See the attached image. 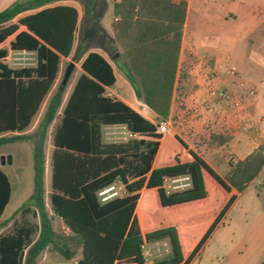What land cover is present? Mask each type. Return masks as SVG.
I'll list each match as a JSON object with an SVG mask.
<instances>
[{"label":"trees","instance_id":"1","mask_svg":"<svg viewBox=\"0 0 264 264\" xmlns=\"http://www.w3.org/2000/svg\"><path fill=\"white\" fill-rule=\"evenodd\" d=\"M57 1L62 0H19L0 12V45L22 26L26 30L15 35L10 50L36 55L34 67L9 68L2 61L7 51L0 50V147L31 143L34 172L32 195L0 225L20 216L10 232L0 235V264H35L49 246L70 261L73 254L56 242L53 218L61 220L80 244L77 264H146L144 246L164 238L169 240L171 254L152 264H188L190 249L195 244V253L202 248L234 201L231 191L241 193L262 170L264 143L245 159L229 163L225 179L190 150L191 161L182 162L181 152L187 145L181 139L157 133L156 124L122 101L104 96V89L114 86L115 76L101 55L90 52L80 64L82 73L61 118L52 127L50 216L45 207V142L65 86L61 81L52 89L61 58L73 52V61H78L87 44L79 31L78 12L72 7L46 8L5 25L23 12ZM186 1L122 0L114 4L116 37L125 50L115 63L135 97L165 122L176 80ZM93 3L84 0L86 11H92ZM45 101L36 128L24 134ZM111 125H124L141 138L105 144L101 127ZM9 133L13 135L5 136ZM178 177H188L190 188L168 193L165 180ZM115 182L123 185L125 195L102 202L99 192ZM10 196V182L0 169V219ZM196 235L202 236L198 242Z\"/></svg>","mask_w":264,"mask_h":264},{"label":"crops","instance_id":"2","mask_svg":"<svg viewBox=\"0 0 264 264\" xmlns=\"http://www.w3.org/2000/svg\"><path fill=\"white\" fill-rule=\"evenodd\" d=\"M16 1L19 0H0V12ZM121 1L94 0L90 8H94L93 13L95 15L98 14L95 27L98 42L94 46L88 45L91 40L86 34L84 25L87 29L91 18L87 12L85 16L86 22L82 27L83 31L85 30L83 36L87 47L78 62L80 61L81 64L90 52H96L101 55L111 65L115 76L114 86L106 87L104 96L110 95V99L122 101L150 123L158 126L162 120L135 97L133 89L115 63L116 58L120 60L121 56L118 52L120 40L117 39L115 31V23L118 18L114 15V4H118ZM83 3L84 1L81 3L78 0L57 1L37 10L23 12L5 26L16 24L19 19L33 15L40 10L58 6L76 9L78 12V23L80 24L83 16L80 15L79 10L85 8ZM186 4L187 9L182 28L176 79L181 66L186 63L192 88L189 91V97L185 100V109L178 108L176 110L173 106L172 97L169 118L166 122L168 126L171 124L173 109L176 111L180 122L174 127L173 133L169 137L173 138L176 136L187 145V150L182 149L180 159L182 162H190L189 150L201 157L195 145L188 141L191 129H193L191 130L193 131L191 136H194V133L200 131L205 124H211L219 132L233 128L235 132L229 143L230 153L236 158V161H241L264 143V0H187ZM98 8H103L100 14L98 13ZM106 25H110V32L106 31ZM25 30V27L20 26L13 36L0 45V50L7 51V55L2 61L9 68H13L9 65L13 55L31 56L27 59L34 60L33 64L21 68L35 66L36 55L34 52L10 50V42L14 40L15 35ZM72 54L73 52L70 55L71 57ZM67 58H61L60 69L62 61ZM80 64L78 67L79 75L82 73ZM232 69H235V72ZM240 81L245 84L247 90L253 91L254 95L252 98L243 100L238 109H227L223 102L209 95L211 90H226L228 93L235 95L239 91L238 84ZM66 100L60 105L56 114H60V118ZM45 106L40 108L39 114L34 118L31 127L24 134H31L34 131ZM36 118L35 126L34 121ZM103 129L114 130L116 134H127L130 137L128 140L121 142H104L102 137V141L105 144L125 143L131 139L141 138L137 134L128 132L124 125L102 126L101 132ZM9 134H5V136ZM183 155H186V160H183ZM209 167L222 179H225L230 173V167L224 177L219 173L218 164L209 165ZM115 185H120L119 189L122 192L119 195L111 193ZM164 188L168 193L180 192L190 188V180L188 177L168 179L164 182ZM106 190V193L99 195L102 202H106L116 196L125 195L124 187L119 182H115ZM244 191L241 193H237L235 190L231 191L230 195H234L235 199L218 224ZM104 198L105 200L103 201L102 199ZM216 216L207 225L204 233L212 225ZM59 221L62 223L61 220ZM195 247L196 244L187 255V257L191 258L188 264H191L199 255L201 249L195 253ZM153 260L146 261V264L154 263Z\"/></svg>","mask_w":264,"mask_h":264},{"label":"rangeland","instance_id":"3","mask_svg":"<svg viewBox=\"0 0 264 264\" xmlns=\"http://www.w3.org/2000/svg\"><path fill=\"white\" fill-rule=\"evenodd\" d=\"M83 1L84 0H78V2L81 3ZM102 9L103 8H98L99 14ZM93 10L94 8H92V11H86L85 8L79 10L80 15L83 16L79 24V31H83L82 27L86 22L85 16L87 12L88 16L91 18V20L89 19L87 29L84 25L86 34L91 40V42L88 43L89 46H94L98 42L95 31L98 14L95 15ZM85 30L83 31L84 34ZM106 31L110 32V25H106ZM124 51V46L122 42H120L118 45L120 56H123ZM29 57L31 56L13 55L9 61V65L13 68L29 66L34 63L33 59H27ZM69 64H73L74 67L64 85L65 90L61 105L67 99L79 75L78 67L80 61L74 62L71 56L64 59L52 90L54 91L57 85L62 81L64 72ZM191 88L190 75L187 71L186 63H184L179 70L173 89V106L176 110L178 108H186L185 100L189 97ZM46 101L41 108H44ZM59 118L60 114L56 115L52 125L47 130L45 142V207L50 216H52V213L49 211L47 200V193L49 191V156L52 150V127L58 123ZM36 120L37 118L34 124ZM178 122H180V119L173 109L171 124L168 126L169 132L167 135H164L165 137L172 135L173 129ZM191 130L190 133L192 134L193 131ZM115 132L114 130L103 129L102 137L104 142H121L130 138L127 134H116ZM234 132L235 129L233 128L219 132L214 129L211 124H205L200 131L194 133V136L190 134L188 136V141L195 145L197 152L201 154V157L209 165L214 166L218 164L219 173L224 177L229 169V163L237 162L236 158L230 153L229 146L231 139L234 137ZM8 136H10V134ZM183 160H186V155H183ZM0 169L6 174L11 185V196L3 211L0 220L1 225L5 220L9 219L11 215L21 209L33 193L34 172L31 143L17 142L0 147ZM119 187L120 185H115L111 193H117L119 195L122 192ZM244 190L245 191L239 196L227 215L213 229L202 246L199 255L191 264H260L264 260V167L258 176L253 179ZM19 219L20 216L16 215L9 223L1 226L0 235L10 232L13 228V223L18 222ZM28 219L33 223H38V219H32L31 217H28ZM52 229L56 234V242L58 245L65 246L64 249L73 254V258L70 262H76L80 258L81 253V247L78 241L73 238L72 234L57 218H53ZM201 237L202 236L198 237V235H196L194 239L198 242ZM143 251L147 262L153 259H156L153 260L154 262L166 259L171 254L169 240L164 238L151 242L144 247ZM64 262L66 261L63 260L62 255L57 252L53 246H49L39 255L35 264H60Z\"/></svg>","mask_w":264,"mask_h":264},{"label":"built area","instance_id":"4","mask_svg":"<svg viewBox=\"0 0 264 264\" xmlns=\"http://www.w3.org/2000/svg\"><path fill=\"white\" fill-rule=\"evenodd\" d=\"M232 71L235 72V69H232ZM238 89H239V91L235 95L228 93L226 90H222V91L221 90L220 91L211 90L209 92V95H210V97H215L219 101L223 102L227 109H234L235 110V109H238L240 107L241 102L243 100H247L249 98H252L254 95L253 91L247 90L245 88V84L242 81L239 82ZM107 97L110 98L111 96L109 95ZM168 130H169L168 129V123L165 121L160 122L157 126V133H159L163 136L168 134V132H169ZM106 191H107L106 189L102 190L101 192H99V195L106 193ZM102 200L104 201L105 198ZM60 264H77V261L74 263H72V261L71 262L66 261V262L60 263Z\"/></svg>","mask_w":264,"mask_h":264},{"label":"water","instance_id":"5","mask_svg":"<svg viewBox=\"0 0 264 264\" xmlns=\"http://www.w3.org/2000/svg\"><path fill=\"white\" fill-rule=\"evenodd\" d=\"M73 64H69L64 72V76L62 79V85H65L66 81L68 80L72 70H73Z\"/></svg>","mask_w":264,"mask_h":264},{"label":"bare ground","instance_id":"6","mask_svg":"<svg viewBox=\"0 0 264 264\" xmlns=\"http://www.w3.org/2000/svg\"><path fill=\"white\" fill-rule=\"evenodd\" d=\"M112 190V189H111Z\"/></svg>","mask_w":264,"mask_h":264}]
</instances>
